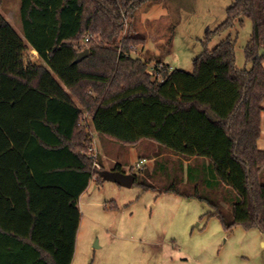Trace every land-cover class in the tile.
<instances>
[{
  "label": "trees",
  "instance_id": "obj_1",
  "mask_svg": "<svg viewBox=\"0 0 264 264\" xmlns=\"http://www.w3.org/2000/svg\"><path fill=\"white\" fill-rule=\"evenodd\" d=\"M146 1L19 0L23 36L0 13V264H72L77 202L103 170L88 157L86 117L102 141H151L203 160L204 183L235 194L230 222L219 210L211 215L227 230L264 233V0H232L216 29L251 21L250 69L236 68L226 39L195 57L191 73L163 65L157 74L130 55L144 38L122 35ZM85 49L88 56L74 63Z\"/></svg>",
  "mask_w": 264,
  "mask_h": 264
},
{
  "label": "rangeland",
  "instance_id": "obj_2",
  "mask_svg": "<svg viewBox=\"0 0 264 264\" xmlns=\"http://www.w3.org/2000/svg\"><path fill=\"white\" fill-rule=\"evenodd\" d=\"M231 2L146 1L133 11L122 31V35L132 32L144 38V44L133 46L130 55L149 63V70L155 74L163 65L191 73L195 57L230 39L236 68L250 69L244 50L252 34L251 21L242 18L241 23L216 30L225 22ZM19 7V0H0V13L23 36ZM86 119L90 122V117ZM260 125L261 150L264 111ZM88 131L95 134L92 127ZM105 145L107 153L96 143L100 169L111 170L115 165L111 158L117 157L123 172L137 177L130 188L104 179L97 182L96 178L80 196L81 219L72 264H264V233L242 225L227 230L216 215H211L219 210L230 222L235 194L204 183L210 178L206 162L195 161L191 168L183 163L186 158L151 141L133 146ZM141 159L146 163L135 168ZM261 173L264 183V168ZM141 183L151 187L144 189ZM172 184L178 193L170 190ZM196 192L208 201L194 197Z\"/></svg>",
  "mask_w": 264,
  "mask_h": 264
},
{
  "label": "water",
  "instance_id": "obj_3",
  "mask_svg": "<svg viewBox=\"0 0 264 264\" xmlns=\"http://www.w3.org/2000/svg\"><path fill=\"white\" fill-rule=\"evenodd\" d=\"M88 53H89L88 49L83 50V52L77 54V57L73 62L74 63L81 62L85 57L88 56ZM258 56L259 57L264 56V48L259 49ZM98 176L101 179H104L106 181H109L111 183H114L116 185L125 188H130L136 179V176H133L131 174H127L121 171H111V170H102L98 173Z\"/></svg>",
  "mask_w": 264,
  "mask_h": 264
},
{
  "label": "crops",
  "instance_id": "obj_4",
  "mask_svg": "<svg viewBox=\"0 0 264 264\" xmlns=\"http://www.w3.org/2000/svg\"><path fill=\"white\" fill-rule=\"evenodd\" d=\"M165 66L168 67L169 70H172V69H173V68H172L171 66H169V65H165ZM87 119H88V118H87ZM87 119H86V121H85V122H87V123L84 122L85 124L83 123L82 126L84 127V125H86L87 129H89L90 127H92V129H93V125H92V123H91V118H90V122H88L89 120H87ZM90 133H91V134H94V132H91V131H90ZM95 134H96V133H95ZM95 134H94V135H95ZM95 139L97 140L96 143H97L98 145H100V146H99V150H100V151L102 150L103 153H107V152H109V150L106 149V145H105V143L108 142V141L104 142V141H102V139L100 140L99 137L97 138V136L95 137ZM108 144H109V143H108ZM100 148H101V149H100ZM115 159L117 160V157H114V158L112 157V158H111V160L113 161V163H114V164H117L118 162H117ZM182 161H183V163L187 164V166H189V167L192 168V167H194V162H195L196 160L193 159V158H190V159H186V160L182 159ZM92 182H93V181L90 182V184L87 186L86 190H87L89 187H91ZM92 188L95 189L96 186H93ZM86 190L83 192V194L86 192ZM83 194H82V195H83ZM79 198H80V197H79ZM77 208H78V202H77ZM78 209H79V208H78ZM79 210H80V209H79Z\"/></svg>",
  "mask_w": 264,
  "mask_h": 264
},
{
  "label": "built area",
  "instance_id": "obj_5",
  "mask_svg": "<svg viewBox=\"0 0 264 264\" xmlns=\"http://www.w3.org/2000/svg\"><path fill=\"white\" fill-rule=\"evenodd\" d=\"M133 52H134V50H133ZM95 137L96 136L94 134H91V142H90L91 147H90L89 152H88V157L93 161V168L96 171H100V163L98 161V157L100 156V154H99L97 146H96ZM144 163H146V160H144V159L139 160V162L135 165V168L140 169ZM97 176L98 175H93L92 181H94L96 178H98Z\"/></svg>",
  "mask_w": 264,
  "mask_h": 264
}]
</instances>
